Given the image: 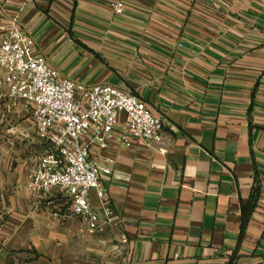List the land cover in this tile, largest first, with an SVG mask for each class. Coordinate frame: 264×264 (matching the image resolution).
Masks as SVG:
<instances>
[{
  "label": "crops",
  "instance_id": "1",
  "mask_svg": "<svg viewBox=\"0 0 264 264\" xmlns=\"http://www.w3.org/2000/svg\"><path fill=\"white\" fill-rule=\"evenodd\" d=\"M0 21L21 26L62 76L130 88L162 119L155 147L136 140L105 152L115 158L102 180L122 264L261 261L264 0H0ZM43 147L26 111L0 102V236L36 251V264H89L70 251L88 228L69 200L27 188ZM255 185L239 243L241 206ZM90 198L102 213L95 190ZM7 255L0 251V264Z\"/></svg>",
  "mask_w": 264,
  "mask_h": 264
},
{
  "label": "built area",
  "instance_id": "2",
  "mask_svg": "<svg viewBox=\"0 0 264 264\" xmlns=\"http://www.w3.org/2000/svg\"><path fill=\"white\" fill-rule=\"evenodd\" d=\"M114 9L122 12L123 3H115ZM6 99L26 111L44 144L27 175L28 190L34 194L57 190L88 230L100 232L111 225L117 213L107 200L102 177L112 174L115 158L105 152L113 143L160 144L164 138L160 116L130 88L86 85L62 76L35 52L32 36L14 21H0V102ZM91 190L102 202V213L91 203Z\"/></svg>",
  "mask_w": 264,
  "mask_h": 264
},
{
  "label": "rangeland",
  "instance_id": "3",
  "mask_svg": "<svg viewBox=\"0 0 264 264\" xmlns=\"http://www.w3.org/2000/svg\"><path fill=\"white\" fill-rule=\"evenodd\" d=\"M88 236V240L84 238H79L74 235L71 243V253L74 260L77 258L83 259L89 264H99L102 258L104 262L114 259L116 263L122 264L126 257V247L121 242L119 237L113 230L111 226L108 225L103 231H91L86 230L85 232ZM83 233V236H84ZM20 246L19 244H9L4 241V238L0 236V251L8 253L4 263L6 264H36L37 252L31 251ZM29 250V251H28ZM101 253V254H100ZM62 254L58 256L62 258ZM63 259V258H62ZM262 260V259H261ZM264 264V263H261Z\"/></svg>",
  "mask_w": 264,
  "mask_h": 264
},
{
  "label": "trees",
  "instance_id": "4",
  "mask_svg": "<svg viewBox=\"0 0 264 264\" xmlns=\"http://www.w3.org/2000/svg\"><path fill=\"white\" fill-rule=\"evenodd\" d=\"M260 195V187L258 185L253 186L249 201L246 204H242L241 206V225H240V232H239V243L242 241L244 237V233L246 230L247 223L251 217L252 211L254 210L257 200ZM234 258H232L229 264H233ZM264 263V257L261 261L257 264Z\"/></svg>",
  "mask_w": 264,
  "mask_h": 264
}]
</instances>
